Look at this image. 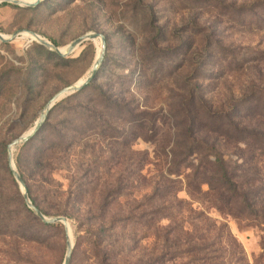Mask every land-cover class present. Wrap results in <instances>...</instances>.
Returning <instances> with one entry per match:
<instances>
[{
	"label": "rangeland",
	"instance_id": "rangeland-1",
	"mask_svg": "<svg viewBox=\"0 0 264 264\" xmlns=\"http://www.w3.org/2000/svg\"><path fill=\"white\" fill-rule=\"evenodd\" d=\"M190 21L202 28L193 30ZM153 28L163 34L164 43L172 49V56L165 62L169 63L170 71L164 75L158 73L155 77L149 75V71L146 74L139 70L134 72L132 67L138 63L137 52L146 55L147 60L155 61L156 53L147 43L155 35ZM15 32L36 33L50 43L54 41L60 49L87 33L103 35L105 53L97 78L75 98L77 107L71 111L75 112L71 117L73 121L83 118L89 122V115L85 112L89 111V106L86 105L89 99L97 96L98 87L109 91V94L132 96L141 111L157 112L162 117L169 112L167 98L170 91L189 72L200 75L197 85L214 107H218L219 101L228 93L238 95L251 80H260L264 87V0L200 1L193 7L189 6L188 0H44L35 8L0 5V34L10 36ZM201 33L216 35L214 42L219 37L221 46L239 50L241 55L246 53L251 56V63L245 64L242 72H235L234 67L229 72L218 67L213 60L206 71H193L199 60L194 58L195 65L188 67L187 60H183L185 49L182 45L190 40L199 44ZM128 35L136 39L132 48L126 42ZM36 46L34 41L30 42L21 35L10 42L0 43V165L2 159L5 158L6 162L7 145L32 129L49 99L61 88L87 77L100 50V41L84 42L69 55L72 60L66 62L48 58ZM218 47L212 43L214 51ZM130 52L133 56L128 57ZM259 52L263 55L257 54ZM223 72L225 77L221 78ZM69 112L68 108L62 107L54 111L50 128L40 137V143L51 139L50 129L54 126L60 130L63 142L68 136L62 129L65 121L70 120ZM97 121L101 122L103 118ZM170 133V121H165L154 138L155 144L139 139L132 146L134 153L128 157L133 165L137 163L138 154L147 153L142 174L133 178V192L137 199L151 193L156 175L160 172L166 175L171 155L167 152L169 149L162 152L159 147H166ZM99 134L98 130L87 134L89 143L96 141L99 144L94 154L89 152V163L108 157V148ZM75 137V145L69 155L59 154L57 182L60 196L45 204L39 202L40 207L52 209L46 217L67 219L72 245L69 264H149L146 258H150L146 254L153 244L152 230L146 231L138 223L123 221L129 215L126 200L102 202L104 191L101 184H79L85 174L80 164L86 155L81 150L83 133L77 131ZM40 143L15 147L14 158L28 161ZM233 151L228 149L226 152L232 161L236 159ZM15 191L10 178L0 172V198L6 202L2 215L7 219L0 223V264H62L67 242L63 226L60 224L56 229H47L38 219L28 217L22 196L21 199L16 197ZM177 197L189 201L184 186ZM192 207V215L201 212L206 216L202 219L205 222L215 224L216 228L225 226V233L235 239L248 264H257L264 245V227L235 221L204 202L194 203ZM200 226L204 224L200 223ZM91 233H95L94 236L91 237ZM144 236L145 239L136 246L130 242ZM93 241L97 249L108 252L106 257L96 255Z\"/></svg>",
	"mask_w": 264,
	"mask_h": 264
},
{
	"label": "trees",
	"instance_id": "trees-1",
	"mask_svg": "<svg viewBox=\"0 0 264 264\" xmlns=\"http://www.w3.org/2000/svg\"><path fill=\"white\" fill-rule=\"evenodd\" d=\"M200 1L211 0H188L189 6H198ZM190 24L193 30L202 28L196 26L193 21H190ZM153 29L155 35H152L147 43L156 53L153 58L155 61L147 60L146 55L137 52L139 60L132 67L134 72L139 70L146 74L145 72L149 71V75L155 77L158 73L166 74L171 68L169 63L165 62L172 56V49L164 43L163 34H159L158 29ZM201 36L199 44L190 40L182 45L185 49L183 60H187L188 67L195 65L194 58L197 57L199 60L193 71H206L213 60L220 68L230 70L234 67L235 72H242L245 64L251 63V56L246 53L241 55L239 50L221 46L219 37L214 42L216 35L214 37L201 33ZM135 40L132 35L126 37V42L131 48L135 45ZM51 43L58 46L54 41ZM212 43L220 46L217 51L212 49ZM36 45V49L48 58L54 57L62 62L72 60L69 57H58ZM131 54L130 52L127 56L131 57ZM257 54L263 55L262 52ZM129 65L131 66V63ZM188 74L170 91L167 98L169 112L164 117L157 112L141 111L132 96L125 97L122 93L109 94V91L98 87L97 96L89 99L86 105L89 106V111H85L86 115H89V122L83 121V118L73 121L71 117L75 112L71 111H75L77 107L75 98L83 89L95 82L97 73L85 88L58 101L48 113L39 131L20 146L40 143V137L50 128L53 113L59 107L68 108L70 111L68 113L70 120L65 121V127L62 129L68 136L61 142L60 130L55 126L51 127V139L44 144L40 143L41 146L34 149L28 161L13 156L16 170L25 184L31 203L45 216L48 211H52L51 207L47 209L40 207L39 202L45 204L60 196L57 182L59 154L69 155L75 145V132L79 131L83 133L81 150L86 155L80 164L85 174L79 184L81 186L101 184L104 191L102 202L126 200L129 215L123 221L138 223L146 231L152 230L153 244L146 254V257L150 258H146L149 264H248L235 239L225 233V226L216 228L215 224L205 222L202 219L206 216L201 212L192 215L194 213L192 204L204 202L219 214L235 221L264 227V87L261 86L260 80H251L238 95L230 92L219 101L218 107H214L197 85L201 80L200 75L190 72ZM222 74L221 78H224L225 73ZM138 75L140 76L139 73ZM100 118H103V121H97ZM165 121H170L172 130L169 134L170 143L168 142L166 147L163 145L159 147L162 152L169 149L167 152L171 155L166 175L162 172L156 175L151 193L137 199L133 192V178L142 174L147 162V153L138 154L136 165L130 162L128 156L134 153L131 150L132 146L139 139L155 144L154 138ZM94 130H98L99 136L104 138L108 157L105 160L95 159L89 163V152L94 154L96 146L99 149L98 142L89 143L90 136L87 134ZM228 149L234 150L233 154L236 155L234 161L226 153ZM3 152L2 147V155ZM0 172L2 176L10 178L16 189L14 195L21 199L18 185L7 165V157L6 162L5 158L2 159ZM90 172L92 173L89 181ZM182 186L189 201L179 200L177 197ZM23 208L28 217L37 219L25 204ZM5 209L6 202L0 198V223L7 220L2 215ZM200 223L204 226L201 227ZM42 225L47 229H56L60 224ZM94 234L91 233L90 236ZM136 239L130 240L135 246L144 240L145 236ZM92 245L97 256L108 255L107 251L97 249L94 241ZM261 250L257 264H264V245Z\"/></svg>",
	"mask_w": 264,
	"mask_h": 264
},
{
	"label": "water",
	"instance_id": "water-1",
	"mask_svg": "<svg viewBox=\"0 0 264 264\" xmlns=\"http://www.w3.org/2000/svg\"><path fill=\"white\" fill-rule=\"evenodd\" d=\"M42 1H44V0H34L32 3H25L21 0H0V4L6 3V4L14 5L17 7H21V8H35ZM22 33L29 34L36 44H38L39 46L45 48L47 51H49V52H51V53H53V54H55L61 58L69 57V55L73 51H75L84 42L95 41L97 39H99V41H100L99 53L96 56L87 77L85 79H83L80 83L77 82L74 84H70V85L65 86V87L61 88L60 90H58L49 99V101L46 103L44 109L39 114V117H38L37 121L35 122L34 126L32 127V129L28 133H26V134H24L18 138L13 139L7 145V148H6L7 165L9 167V170L11 172L13 179L15 180L16 184L19 187V190H20V193H21V196H22V199H23V202H24L26 208L29 211H31V213L44 224H48V225L61 224L63 226L67 242H66V252H65V256H64V260H63L62 264H69L71 252H72V245H71V242L69 239V225H68L67 219L65 217H46L31 203V201L29 200V197L27 195L26 189H25V184L23 183V181H22V179H21V177H20L19 173L17 172L16 167L14 165L13 149L15 147L23 145L24 143L29 141L39 131V129L41 128L42 124L44 123L48 113L50 112V110L53 108V106L58 101L80 91L81 89L85 88L87 85H89L93 81V79H94V77H95V75H96V73H97V71L101 65L103 57H104L105 39H104L103 35H101V34L87 33V34H84L82 36L77 37L76 39L71 41L63 50H61L60 48L54 46L52 43H50L49 41H47L46 39H44L43 37L39 36L36 33H33V32H15V33L11 34L10 36H4V35L0 34V43L10 42L13 39L17 38L19 35H22ZM30 42H32V41H30Z\"/></svg>",
	"mask_w": 264,
	"mask_h": 264
},
{
	"label": "bare ground",
	"instance_id": "bare-ground-1",
	"mask_svg": "<svg viewBox=\"0 0 264 264\" xmlns=\"http://www.w3.org/2000/svg\"><path fill=\"white\" fill-rule=\"evenodd\" d=\"M21 1H23V2H25V3H32L33 1H30V0H21ZM21 36H25L27 39H28V41H33V39H32V37L29 35V34H27V33H22V35ZM64 48H62L61 50H63ZM99 53V52H98ZM82 81V80H81ZM81 81H79V83L81 82ZM69 239H70V235H69Z\"/></svg>",
	"mask_w": 264,
	"mask_h": 264
}]
</instances>
